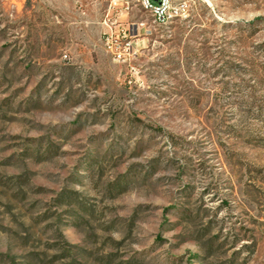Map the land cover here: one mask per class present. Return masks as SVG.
Instances as JSON below:
<instances>
[{"label":"rangeland","instance_id":"obj_1","mask_svg":"<svg viewBox=\"0 0 264 264\" xmlns=\"http://www.w3.org/2000/svg\"><path fill=\"white\" fill-rule=\"evenodd\" d=\"M185 1L0 0V264H264V0Z\"/></svg>","mask_w":264,"mask_h":264},{"label":"built area","instance_id":"obj_2","mask_svg":"<svg viewBox=\"0 0 264 264\" xmlns=\"http://www.w3.org/2000/svg\"><path fill=\"white\" fill-rule=\"evenodd\" d=\"M117 1H121L124 6L136 5L153 16L157 23H166L169 17V10H181V17H185L188 12V3L185 0H110V6H116ZM137 29L136 23H130L127 27L113 29L108 25V29L103 32V37L108 51L115 60L125 61L132 50V38Z\"/></svg>","mask_w":264,"mask_h":264},{"label":"bare ground","instance_id":"obj_3","mask_svg":"<svg viewBox=\"0 0 264 264\" xmlns=\"http://www.w3.org/2000/svg\"><path fill=\"white\" fill-rule=\"evenodd\" d=\"M169 17H171V19H167L166 23L172 21L177 17H181V10H169Z\"/></svg>","mask_w":264,"mask_h":264}]
</instances>
